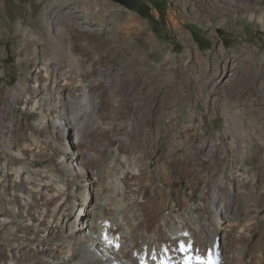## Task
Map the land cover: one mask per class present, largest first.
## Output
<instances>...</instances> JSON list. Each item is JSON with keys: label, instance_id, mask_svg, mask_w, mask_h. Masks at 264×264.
I'll use <instances>...</instances> for the list:
<instances>
[{"label": "rangeland", "instance_id": "374dc122", "mask_svg": "<svg viewBox=\"0 0 264 264\" xmlns=\"http://www.w3.org/2000/svg\"><path fill=\"white\" fill-rule=\"evenodd\" d=\"M246 3L256 6L244 9ZM144 4L152 7L157 23L141 16L137 8L129 9L114 0H0V243H7L0 256L3 262L10 247L32 240L43 243L48 255L53 250L51 241L64 231L57 216L49 226L46 222L51 202L25 205L24 197L32 199L27 193L29 183L16 177L15 169L20 167L32 185L47 169L58 182L66 177L67 186L81 192L74 185L83 166L75 157L76 123L68 118L64 124L47 115L38 124L35 113L28 119L21 113L32 107L24 100L39 97L53 109L62 110L51 92L62 81L64 70L58 68L56 82L50 79L45 84L50 90L44 87L51 68L46 66V58L52 53L44 41L66 27L69 32L104 30L105 36L124 35L133 55L149 58L155 75L146 101L120 66L111 73L110 60L98 62L102 51L89 48L96 70L92 72L90 60L79 73L89 71L84 82L97 104L106 109L107 118L97 111L100 122L88 133V146L98 155L93 159H97L104 187L117 149L120 160L127 158L142 168L137 176L143 186L135 200L144 204L146 216L151 199L155 214L174 217L193 207L199 219L212 226L219 216L200 210L206 202L204 189L210 186L216 189L219 204L240 213L246 209L256 213L252 227H259L254 236L248 232V238L253 245L260 238L264 244V25L259 19L264 17V0H140ZM98 6L103 8L98 11ZM80 38L72 51L83 60L88 42ZM257 63L259 74L254 71ZM65 94L73 96L70 91ZM15 95L22 99L16 102ZM17 119L21 124L15 131ZM63 130L71 145L67 149L58 143ZM28 145L30 150L25 148ZM66 162L72 165L68 173L61 167ZM121 174V170L111 173L108 191L116 184L125 188L132 180L117 179ZM91 183L87 198L89 195L96 203L99 186ZM229 185L231 205L225 198ZM42 208L47 210L44 220L36 216ZM237 220L243 223V216ZM255 250L259 255V247ZM23 257L24 264H34L30 253Z\"/></svg>", "mask_w": 264, "mask_h": 264}, {"label": "bare ground", "instance_id": "6f19581e", "mask_svg": "<svg viewBox=\"0 0 264 264\" xmlns=\"http://www.w3.org/2000/svg\"><path fill=\"white\" fill-rule=\"evenodd\" d=\"M234 2L236 3L238 0H234ZM254 6L256 5L246 3L243 7L252 9ZM102 8V6H98L97 9L100 11ZM262 17L260 15L259 19L264 25V17ZM80 37H84L88 42H86L87 47L85 45L84 55L86 58L83 60L76 58L72 51L75 47V40ZM44 43L50 45L52 52L46 58V66L51 68L50 71H47L44 87L50 90L49 85L45 86V84H48L50 79L52 82H56L58 68L64 70L62 81L60 84L56 83L54 92H51V97L61 104L62 110L53 109L45 103L42 97H39V99L27 98L24 100L31 103L32 107L28 111H21V113L26 119L35 113L38 116V124L43 123L47 115L64 122V124L68 118L76 123L78 147L75 157L82 162L83 166L82 170L80 169L81 178L75 179L74 185L79 186L81 192L79 194L74 188L70 189L67 186L66 177L62 182H58L55 174L50 173L47 169L40 172L41 177L36 179L37 184L34 185L31 184V178L22 173L20 167L15 169V176L21 177L22 182L29 183L27 193L32 199L24 197L25 205L36 204V201L40 202V200L51 202V215L46 222L49 226L53 217L57 216L56 222L64 228V231L51 241L50 245L53 246V250H48V255L46 254L47 248L43 243L41 246L32 240L28 243L18 244L15 249L10 247L7 259L4 262L0 259V264H24L22 259L25 258L23 255L26 253H30V256L34 257V264H162V261H168L169 264H184L188 255L207 257L209 249L219 264H264L263 241L260 238L253 245L252 240L248 238V234L254 236L259 227L258 225L252 227L251 220L256 217V213L248 209L240 213L237 208L232 210L219 204L217 191L216 189L212 190L213 187L206 186L208 189H204L203 195L206 202L200 205L201 211L205 210L210 215L219 216L218 220L212 222V226L203 223V220L193 212V207L174 217L162 213L155 214L156 205L151 199L148 201L150 210L148 216L150 218L146 216L142 209L144 204L141 205L135 200L136 193L143 186L137 176L142 168L139 164L128 161L127 158L124 161L120 160L117 149L114 150L109 163L107 184L106 188L104 187L101 174L97 169V159H93L98 155L92 152L88 146V133L95 129L100 122L98 112L107 118L106 109L104 105L97 104L90 93L89 86L84 82L83 77L88 76L89 71H82V74L79 71L84 62L91 60L92 72H94L97 62L93 59V51L90 52V50L93 48L96 51H102L98 62L103 63L105 59H109L111 73H116L117 66H120L129 82L136 90H140L138 93H143L146 101H149L150 83L155 78V75L151 73L149 58L133 55L132 47L124 35L105 36L104 30L78 33L75 30L69 32L66 27L65 30L62 29L59 32L58 36L48 35ZM254 71L259 74L260 68L257 66ZM67 91L73 94L71 98L66 97ZM99 94H101V90ZM13 99L19 102L22 98L20 95H15ZM20 124L21 120L17 119L15 131L20 130ZM60 136L62 140L58 143L64 149L71 147L67 132L63 130ZM25 148L31 149L29 145ZM69 166H72L69 162H66V165H61L65 173L70 170ZM149 167L148 165L146 168ZM117 170L122 171L121 175H117V179L125 177L129 180L132 177V180H129L125 188H117L116 184L112 191H108V180L112 178L111 173L115 174ZM124 173L126 174L123 175ZM92 181L95 183L94 185L99 186L96 203L91 201L89 195L87 198V190ZM55 197L59 198L54 200ZM232 197V187L229 185V191L225 197L227 204L231 205ZM141 201L139 200V202ZM208 208H212L211 211ZM46 211V208H42L39 214L36 213L38 219H43ZM240 216H243V223L237 220ZM262 235L261 232L260 237ZM99 239L102 240L100 244H90L91 241H93L92 244L97 243ZM182 243L191 244L192 251L190 253L182 252L180 250ZM6 247L7 243H0V256L4 255ZM255 247H259L260 250L257 256ZM166 249L167 251H165ZM249 255L251 258L246 259ZM110 261H114V263H110Z\"/></svg>", "mask_w": 264, "mask_h": 264}, {"label": "snow or ice", "instance_id": "6c2138e0", "mask_svg": "<svg viewBox=\"0 0 264 264\" xmlns=\"http://www.w3.org/2000/svg\"><path fill=\"white\" fill-rule=\"evenodd\" d=\"M105 239H107V237H105ZM180 250L185 253H190L192 251V245H185L182 243ZM165 251H167V249ZM162 264H169V262L162 261ZM184 264H219V262L218 260L213 258V254L209 249L207 257H201L199 255H188L184 260Z\"/></svg>", "mask_w": 264, "mask_h": 264}, {"label": "trees", "instance_id": "16d2710c", "mask_svg": "<svg viewBox=\"0 0 264 264\" xmlns=\"http://www.w3.org/2000/svg\"><path fill=\"white\" fill-rule=\"evenodd\" d=\"M141 16L147 17L152 19L155 23H157V19L155 18L153 12H152V7L150 5L144 4V5H139L138 8L136 9ZM198 42L200 40L197 39Z\"/></svg>", "mask_w": 264, "mask_h": 264}, {"label": "water", "instance_id": "95a60500", "mask_svg": "<svg viewBox=\"0 0 264 264\" xmlns=\"http://www.w3.org/2000/svg\"><path fill=\"white\" fill-rule=\"evenodd\" d=\"M129 9H136L140 5V0H114Z\"/></svg>", "mask_w": 264, "mask_h": 264}]
</instances>
